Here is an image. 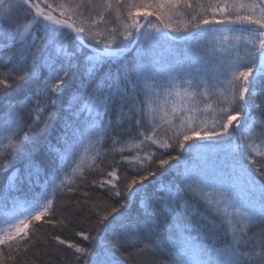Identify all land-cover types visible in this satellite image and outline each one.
<instances>
[{
	"label": "snow or ice",
	"instance_id": "1",
	"mask_svg": "<svg viewBox=\"0 0 264 264\" xmlns=\"http://www.w3.org/2000/svg\"><path fill=\"white\" fill-rule=\"evenodd\" d=\"M254 109L264 0H0V264L80 218L70 264H264Z\"/></svg>",
	"mask_w": 264,
	"mask_h": 264
},
{
	"label": "trees",
	"instance_id": "2",
	"mask_svg": "<svg viewBox=\"0 0 264 264\" xmlns=\"http://www.w3.org/2000/svg\"><path fill=\"white\" fill-rule=\"evenodd\" d=\"M22 15L21 14V20H22ZM246 45L244 44L243 40L240 42V50L241 54H243L244 49ZM253 115L256 116L258 119L264 120V115H262L259 111V109H254L253 110ZM127 127V125L125 126ZM257 131H259V128H257ZM122 142L123 141H128V137H123L121 138ZM103 151L107 153L103 158H98L96 163L99 164L100 168L104 170V172H107L111 170V166L115 163L116 160L120 159L121 155L128 156L130 153L128 151L124 153H112L111 152V141H106L104 144ZM144 154V153H141ZM91 157L92 154H89V164L91 163ZM259 159V158H258ZM10 163L16 164L17 161L15 159L10 158ZM250 167H252L249 164ZM85 175L88 176V180H92L93 178H99L103 179L105 178L104 176L99 175L98 171H93L91 167L85 168ZM97 194H100V190H96ZM69 197L73 198L72 203L75 202V199H83L81 196L80 192H70V193H58L56 200L54 203L56 205H59L61 201L67 200ZM203 210V208H201ZM71 214V209H68L65 212V215H70ZM59 219L63 220L65 219L64 215L58 216ZM65 223H67V220H65ZM90 225V221L80 218L79 220H74L73 223L69 224L68 229H64L63 227H57V226H50V225H44L38 232H36V237H37V242L35 245L32 246V248L29 249L27 253H21L17 256V261L21 260H27L29 264L33 260L36 261V264H70V262L73 259V256L75 255L72 249H68L65 245H59L56 242L51 241L50 237L51 235H59L62 239H67L73 242H79L80 237L76 236L75 233L80 230H87ZM261 228H264V224L258 225L257 227H254L252 231L256 232L259 231ZM93 235L96 236L97 234L93 232ZM193 235H196V233H193ZM98 238V237H97ZM203 240V237H201ZM46 242V243H45ZM204 242L210 243L211 240H205ZM86 245L89 242H84ZM91 246H95L96 244V239H93L91 242ZM56 249V251L49 253H44L42 252L40 257H36L34 255V252L37 250H43L45 247ZM162 259L167 260L168 256L165 254H162ZM5 264H17L16 261H9L6 260Z\"/></svg>",
	"mask_w": 264,
	"mask_h": 264
}]
</instances>
